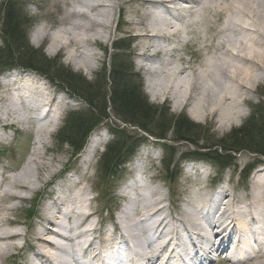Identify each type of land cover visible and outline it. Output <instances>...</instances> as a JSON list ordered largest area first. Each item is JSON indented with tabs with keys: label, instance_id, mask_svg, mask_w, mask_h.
<instances>
[{
	"label": "bare ground",
	"instance_id": "obj_1",
	"mask_svg": "<svg viewBox=\"0 0 264 264\" xmlns=\"http://www.w3.org/2000/svg\"><path fill=\"white\" fill-rule=\"evenodd\" d=\"M61 3L72 9L63 13L62 21L71 25L72 32L56 31L58 36L52 37L54 53L69 50L70 60H82L88 70L92 69L96 58L89 49L110 38L113 13L118 8L117 24L121 27L117 31L138 41L136 65L146 73L149 87L161 88L165 101L170 99V90L178 91L176 109L193 101L194 119H217L223 128L231 127L245 116L239 104L250 101L252 91L264 83V0H76V6L70 0H54V7ZM47 37L42 29L33 44L39 46ZM183 48L196 61L183 62L179 56ZM186 76H191V80H184ZM7 77L9 82L0 83V129L20 128L23 133L30 129L36 137L34 146L42 147L45 137L60 126L66 105L48 98L42 83L31 75L12 73ZM93 148L94 139H89L79 158L91 164L97 153L90 154ZM33 169L37 176V161L30 158L18 174L3 176L5 188L0 192V203L23 201L25 194L34 192L30 186ZM133 169L138 176L144 174L141 164ZM72 177L64 181L68 182L65 189L64 182H60L56 185L57 194L47 193L56 197L38 218L37 231L29 239L34 244L33 254L25 264H80L83 260L85 264H99L102 253L120 255L118 251L111 253L108 234H97L91 220L89 192L84 188L73 191L76 178ZM256 177L252 191L242 202L236 201L234 194L219 189L214 198L216 207L220 202L214 211L218 217L215 225L207 221L212 214L208 213V204L212 203L208 195L201 198L191 191L178 217H173L162 206L164 196L160 186H147L144 179L135 178L120 193L127 204L121 217L115 219L114 234L110 237L115 236L114 241L123 247L128 264L179 263L180 258H174L172 253L173 247H181L182 233L198 237V243L190 237L191 241L184 244L191 248L192 254L203 252L206 260L208 249L215 247L217 255L227 252L230 259L238 257L240 260L235 264H264V170L258 171ZM139 183L143 185L137 186ZM14 209L11 206L0 210V264L9 260L15 241L22 236L8 227L10 222L3 215L4 211ZM162 230L166 235L160 239ZM233 230L246 240L233 244L231 248L237 249L229 252L224 239L234 234ZM248 240H253L255 246L249 245Z\"/></svg>",
	"mask_w": 264,
	"mask_h": 264
},
{
	"label": "rangeland",
	"instance_id": "obj_2",
	"mask_svg": "<svg viewBox=\"0 0 264 264\" xmlns=\"http://www.w3.org/2000/svg\"><path fill=\"white\" fill-rule=\"evenodd\" d=\"M26 1L0 0V12L7 6L11 7L10 10L18 12L19 17L16 21L18 22L19 32L23 33V35L26 33L28 45L34 50H37L38 53L41 52V55L49 61V64H45L47 67L46 71L49 72V75L34 71H31L28 75H31L42 83L40 85L45 88V93L48 98H56L63 105H66V108L61 113V124L58 127V130H61L59 133L58 130L52 133L50 137H45V143L42 147L38 145L37 147L34 146L36 137L30 129L24 133L18 129H10L7 131L0 129V143L3 147L0 148V152L4 153L3 156H0V183L3 180V176H14L23 170L27 166L30 158L36 159L39 168L37 176L36 170H32L34 178H32L30 186L34 188V192L25 194L23 201L0 203V210L11 206L15 207L13 212L4 211L3 215L7 217L10 224H14H8L10 229L17 230L22 234L15 241V247L11 250L10 258L4 264H25L27 258L32 256V246L34 247V244L29 242V239L37 231L38 218L42 214V206L44 205L42 200L44 201L46 199L52 202L56 197L54 194L52 196L46 194L53 191L56 194L54 187L64 180L63 174H59L63 169L73 170L72 174L75 175L76 179L74 182L76 183L73 182L75 186L72 190L84 188L89 192V198L93 199L90 202V210L91 212L97 211V215L93 219V224L97 226L98 232L104 228L105 230H109L110 227L112 228V225L109 223H114L113 221L117 213L121 212L124 209V205L127 204V201L120 197L119 189L127 181L131 183L134 178H137V181L144 179L146 182L144 184L147 186L154 187L159 185L161 193L164 196L162 206L165 207V212L173 217H178L183 202L187 199L191 191H194L196 196L201 198L202 196L208 195L209 201L212 203H215L214 198L218 195L217 190L219 189L226 193L234 194L236 201L239 202H242L245 196L252 191V182H254L252 177H255L258 171L264 170V157L252 154L248 150H241L236 154L232 153L229 155L231 161L233 159L234 161L228 169L222 171L219 169L218 171L211 162L208 163L201 159V155L207 150L213 152L218 147L221 148L222 145V147L229 148V143L232 142L230 138L234 134L233 131L239 129L249 119V115L253 111L257 109L264 110V83L252 91L250 101L239 104L238 107L244 111L245 116L240 122H234L231 127L223 128L217 119H203L202 117L194 119L191 115L193 101L186 107L176 109L178 106L176 101L178 91L174 93L173 90H170V95L168 96L170 99L165 101V97L161 95V90H159L161 88L153 90L149 87L146 73L140 71L136 65L139 59L134 54L137 53L136 46L138 41H136L134 36L133 38H129L124 33L117 31L121 27H118L117 24L120 15L118 8L113 13L114 22L109 33L110 38L105 39L103 44H97V46L89 49L91 51L90 53L95 54L96 61H92V66L94 67L88 70L82 63V60H70L68 56L69 50H65L62 53H54V48L52 47V37L55 38L58 36L56 31L63 32L64 30H68L69 33L72 32L71 25L62 23L63 13L71 12L72 9L62 3L58 7H54V0H29L28 4H26ZM70 2L72 4L74 2L72 6H76V0H70ZM42 29L46 31L48 37L37 46L33 42L37 39ZM2 31L3 27L0 15V48L10 51L13 55V48L9 46L10 44L8 45L7 41L5 42V33L3 34ZM114 42H116L115 45H113ZM160 43L161 45L164 44L163 42ZM125 49L126 51H124ZM130 51L133 52L131 55L129 53ZM179 56L183 59V62L188 60L196 61V58L194 56L191 57L192 55H189L185 48L179 52ZM55 61L64 70L71 71L75 76L83 78L85 81L84 85L88 84L92 86L91 90H89L92 93H98V90L103 93L105 92L102 90L105 83V76L107 77V73L113 62L117 65L130 64L133 71L139 75L142 92L147 98L150 108H153L149 112V121L141 124L154 137L162 136L164 140L150 138L146 133L133 126L135 123L130 118H124L119 114H115L110 108L106 112L107 120H103L99 126L94 128L89 137L87 136L84 141L85 145H87L89 139L102 130L100 135H102L101 141L103 143L99 146L101 150H98L91 164H86L83 160L85 166L78 167L79 155L82 152L77 155L71 146L64 144L66 141L65 133L72 126L71 123H74L73 120L76 121L78 116H82L80 117L81 122H86L90 113L88 112V108H85L81 102L75 100L76 98H71L72 96L64 91V87L57 83V81H51L52 75L58 77L53 69ZM175 61L171 59V62ZM17 71L18 74H21L20 70ZM8 74L4 75L7 77ZM154 78L157 80L158 76ZM190 78L192 77L186 76L184 80L190 81ZM130 84L132 87L136 86V82L133 80ZM70 112H74L73 114L76 113V116L66 121L67 115ZM159 116H163L166 119L163 120V123L167 125L174 123V121H171V118L174 119L182 116L191 123L194 131H198L199 133L196 136H190L189 139L191 141H179V136L175 135L171 130L169 132L165 131L167 128L166 125H160L158 122ZM108 128L120 131V141L128 145V150L132 151V148H134V154L122 169L110 170L105 166V162L110 161L113 157L110 153L111 150L108 152L109 157H107L108 155H104L106 152H104L105 148L113 140V137L108 132ZM78 137V134L71 137L73 144L80 142L81 137ZM238 137L243 141L247 139L242 135H238ZM250 138L254 139V136ZM222 141L223 144L221 143ZM181 157L186 158V160L183 161ZM79 164L81 165V163ZM135 164L144 165V174L138 176L137 171L133 169ZM108 171L112 172L110 173L112 177L107 178L109 175L107 174ZM244 175L247 176L245 177ZM173 177H176V179L173 180ZM23 179L24 181L26 180L25 178ZM66 183L68 182H64L63 189L68 186V184L65 185ZM141 184L139 183L137 186H141ZM4 188L5 183L2 182L0 192ZM40 194L43 195L37 203V198ZM216 203L214 204L215 208L214 205L209 206L212 211L211 217L209 219L206 218L209 223H215L218 220V217L214 215V211L218 209L220 202H218L217 207ZM197 209L201 210L200 207H197ZM34 211L37 214L36 219L29 221V216L33 215ZM15 224L16 227H13ZM175 225L178 226L177 223ZM162 231L163 235H166V231ZM182 234L185 235L184 237H188L186 233ZM181 239L182 241L184 240L183 237ZM182 245H185L184 242ZM225 262L223 256H219L216 259L213 256L212 258V264L228 263ZM150 263L153 264L154 261ZM150 263L144 262L143 264Z\"/></svg>",
	"mask_w": 264,
	"mask_h": 264
},
{
	"label": "trees",
	"instance_id": "obj_3",
	"mask_svg": "<svg viewBox=\"0 0 264 264\" xmlns=\"http://www.w3.org/2000/svg\"><path fill=\"white\" fill-rule=\"evenodd\" d=\"M19 1L24 2L25 0ZM10 8L11 7L8 6L5 7L4 10H1L0 15L3 27L2 33H5V42L7 41L8 45L10 44L9 46L13 48V55L10 51L0 48V72L11 67H23V69L26 70L49 75V72L46 71L47 67L45 66L46 63L49 64V61L41 55V52L38 53L37 50H34L28 45L26 33L23 35V33L18 30V22L16 21L19 17L18 12H14L10 10ZM124 51H126V49ZM53 69L58 77L52 75L51 81H57V83L64 87V91L80 100L86 108L89 109L88 112L90 115L88 116V120L86 122H81L80 117L82 116H78L77 120H73L74 123H71L72 126L65 133L66 141L64 143L71 146L75 152L81 150L86 137L92 129L97 127L103 120H107L106 112L110 108L115 114H119L124 118H130L131 121L135 123L133 126L150 137H154V135L147 132L141 124L149 121V112L152 107L150 108L147 98L142 92L140 78L133 72V68L130 64L117 65L114 64V62L111 64L107 77L105 76V83L102 88V90L105 91L104 93L100 90H98V93H92L89 91L92 88L91 85H84L85 81L83 78L75 76L71 71L64 70L56 61L53 65ZM132 80L136 82L135 87H132L130 84ZM263 112V109L253 111L249 119L239 129L233 131L234 134L233 137L230 138L232 142L229 143V148L222 147L223 145L221 148L216 146L218 148L215 149V151L211 152L207 150L201 155V159L211 162L222 170L229 168L234 161V159L231 161L229 155L232 153L236 154L241 150H248L252 154L264 157ZM75 116L76 113H72L67 121L75 118ZM174 119L171 118V121H174L172 125H167L163 123V120L166 119L163 118V116H159L158 122L160 125H166V132L171 130L175 135L179 136V141H191L189 139L190 136L198 135L199 132L194 131V127H192L191 123L184 119V117L178 116ZM111 131L114 133V136L116 135L117 137L105 153V155H108V152L111 150L110 153L113 155L110 161L105 162V166L107 169L114 170L122 165L125 154L128 153L129 150L127 147L128 145L120 141V131ZM75 134H78L81 139L79 143L73 144L71 137ZM238 135H242L247 139L245 141L240 140ZM252 136H254L255 140L250 138ZM156 138L164 140L162 136H157ZM221 143L223 144V141ZM107 157H109V155Z\"/></svg>",
	"mask_w": 264,
	"mask_h": 264
}]
</instances>
